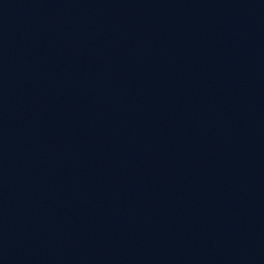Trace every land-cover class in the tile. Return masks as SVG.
<instances>
[{
    "label": "water",
    "instance_id": "obj_1",
    "mask_svg": "<svg viewBox=\"0 0 264 264\" xmlns=\"http://www.w3.org/2000/svg\"><path fill=\"white\" fill-rule=\"evenodd\" d=\"M0 264H264V0H0Z\"/></svg>",
    "mask_w": 264,
    "mask_h": 264
}]
</instances>
